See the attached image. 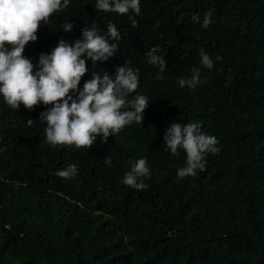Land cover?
Segmentation results:
<instances>
[{"label": "trees", "instance_id": "trees-1", "mask_svg": "<svg viewBox=\"0 0 264 264\" xmlns=\"http://www.w3.org/2000/svg\"><path fill=\"white\" fill-rule=\"evenodd\" d=\"M96 2L70 0L41 22L23 55L36 71L61 38L74 43L85 28L103 34L114 23L116 54L95 64L82 57L88 72L79 88L93 72L115 78L130 61L149 98L143 124L106 143L97 137L89 150L54 148L40 121L52 105L17 111L0 96V264H264V0H141L137 27L127 15L97 12ZM209 11V28L193 22ZM67 22L70 32L61 28ZM153 47L167 61L163 80L144 59ZM202 48L211 70L200 64ZM193 66L201 83L180 88ZM173 122H200L219 141L195 177L177 179L186 154L173 156L163 139ZM140 158L151 173L143 191L121 182ZM69 165L74 178L55 175Z\"/></svg>", "mask_w": 264, "mask_h": 264}, {"label": "clouds", "instance_id": "clouds-1", "mask_svg": "<svg viewBox=\"0 0 264 264\" xmlns=\"http://www.w3.org/2000/svg\"><path fill=\"white\" fill-rule=\"evenodd\" d=\"M70 0H0V96L13 110L20 105L31 111L39 104L52 105L41 113L40 121L46 123V142L52 147L75 146L87 148L96 144L97 137L106 143L110 136L118 135L126 126L133 123L143 124L144 114L149 106V98L138 92L140 72L126 61L116 69L115 78L106 72L101 75L92 73V78L79 85L88 72L87 57L93 64L108 61L113 57L118 44L112 41L122 39L117 26L109 22L103 34L95 25L82 31V39L70 43L63 38L50 54H41L38 70L32 61L25 57L26 45L36 42L41 22L69 7ZM96 11L127 15L132 26L138 22L132 15L141 13V0H97ZM194 23L202 24L204 29L213 23L211 11L206 12L203 20L199 15L192 17ZM74 25L67 22L62 30L70 32ZM10 46V50L9 47ZM158 47L151 48L144 57L146 63L158 68L157 80L167 69V61ZM200 64L211 70L212 58L202 48L199 51ZM219 59V57H217ZM190 78H179L180 88L195 89L201 83V69L193 66ZM70 93H76L74 97ZM135 95L129 99L132 94ZM33 120L28 119L29 126ZM200 122L181 124L173 122L163 137L165 147L173 156L180 150L186 154L185 166L177 170V179L195 177L198 171L206 169V156L218 154L219 141L214 135L202 131ZM105 163L112 166L108 156ZM78 173L76 165L58 170L55 175L62 179H72ZM146 158L136 160L122 178V184L137 191L145 190L144 182L150 177Z\"/></svg>", "mask_w": 264, "mask_h": 264}]
</instances>
